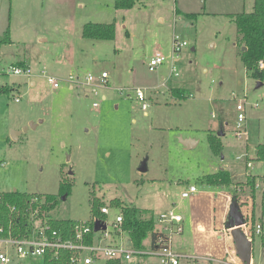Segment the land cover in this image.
I'll list each match as a JSON object with an SVG mask.
<instances>
[{
	"label": "rangeland",
	"instance_id": "374dc122",
	"mask_svg": "<svg viewBox=\"0 0 264 264\" xmlns=\"http://www.w3.org/2000/svg\"><path fill=\"white\" fill-rule=\"evenodd\" d=\"M253 6L254 0H135L130 8H117L116 0H0V193L17 190L41 200L53 195L56 206L45 217L76 221L92 219L96 199L110 205L105 218L111 238L119 212L114 199L156 221L174 209L185 216L184 232L173 235L171 247L188 257L184 264H196L194 258L244 264L225 228L237 197L248 216L243 231L254 238L252 264H264V154L258 153L264 146V80L248 73L232 18ZM89 22H115V39L83 37ZM175 37L187 42L173 61L178 75L171 74ZM156 54L166 61L152 71ZM21 62L30 67L29 76L10 73ZM43 71L61 86L54 88ZM102 71L109 72V83L97 94L88 84L68 82L71 75L85 80ZM136 89L144 91L147 109ZM240 103L248 133L243 139L235 132ZM14 130H22L18 138ZM210 134L220 143L217 152ZM180 136L198 144L185 148ZM144 160L147 171L141 172ZM221 168L231 172L232 185L202 180ZM62 183L69 193L61 191ZM190 185L198 192L183 198ZM259 204L260 220L253 225ZM258 222L261 234L254 230ZM144 243L122 264H158L150 238ZM106 261L99 257L96 264Z\"/></svg>",
	"mask_w": 264,
	"mask_h": 264
},
{
	"label": "built area",
	"instance_id": "2783aa9c",
	"mask_svg": "<svg viewBox=\"0 0 264 264\" xmlns=\"http://www.w3.org/2000/svg\"><path fill=\"white\" fill-rule=\"evenodd\" d=\"M186 46V41H181L178 37L174 38L172 46L173 54L171 58V74L175 73L178 75V72H175L176 66L173 61L179 56L183 48ZM165 61V57L160 54H156L150 59V70L155 71ZM259 66L264 67V62L260 61ZM9 71L10 73L17 75L26 74L29 76L31 74L30 67L28 66H13ZM42 74L54 88L61 86L60 80L56 77L46 74L45 71H43ZM109 76L108 71H102L99 74H88L85 77V80L81 79L79 76L74 77L71 75L68 82L71 83L72 87H81L88 84L93 88L92 92L97 94L98 86L108 85ZM95 80H98V82L95 83ZM135 96L138 100L142 101L143 109H147L149 107V104L145 102L146 96L143 90L136 89ZM16 100L18 101L19 98H16ZM236 109L239 113L238 124L235 132L239 139H243L248 136L246 126L244 125V105L240 103L237 105ZM242 157L244 156H239L238 159H241ZM246 166L247 168L252 167V162L247 160ZM256 187L259 188L260 184L257 183ZM197 192L198 188L196 185H190L182 192V197L187 198ZM43 202L44 200H41L40 197H31L27 201V205L23 210V216L27 217V224L22 231L18 226L19 222L17 219L20 214L19 208L15 205L9 206L8 220L6 222L0 221V263L12 264L17 259L32 258H41L45 261L46 258H49V260H55L59 264H96V260L99 257H104L106 260H122V258L129 260L135 253L136 250L132 247V243L131 245L129 244L131 241L128 242L126 240L125 246H118L107 242V240L111 238V232L108 229L107 219L103 220V222L106 223L107 228L105 230L98 231L97 234L101 233V236L96 237V234L95 238L91 242L88 241V237L96 231L94 230L95 222L90 220H77L74 223L71 236H65L63 231L55 229L52 226L50 219L45 217L44 213H41L40 204ZM100 212L104 215L109 214L110 205L102 204L100 206ZM184 219L185 216L176 212L174 209L164 211L159 215L155 228L158 235L154 243V248H152L150 252L151 255H155L159 259L158 264H184L183 261L188 260V257L174 253L171 247L173 235L182 234L184 232ZM247 221L248 216H245V224H248ZM253 222L254 225L255 221ZM123 223V211L119 208V212L112 225L115 231V236H121L126 232L124 230ZM254 230L255 233L261 234L263 230L262 224L258 222L254 227ZM251 238L252 237H250V239ZM199 259L210 263H223L222 261H215L210 258H194L196 264H202L197 262ZM188 262L189 261H187L186 264H189Z\"/></svg>",
	"mask_w": 264,
	"mask_h": 264
},
{
	"label": "trees",
	"instance_id": "16d2710c",
	"mask_svg": "<svg viewBox=\"0 0 264 264\" xmlns=\"http://www.w3.org/2000/svg\"><path fill=\"white\" fill-rule=\"evenodd\" d=\"M135 5V0H116L117 8H130ZM178 13V11H177ZM190 17H196V14H187ZM236 23L239 33L241 34L242 50L240 56L244 62L248 73L257 79L264 80V67L259 66L260 61L264 62V0H254V8L250 12H242L232 15ZM83 37L90 39H115L116 24L112 23H93L89 22L84 25ZM247 49L244 50L243 47ZM23 62L20 66H24ZM6 90L5 87L1 91ZM173 94H178L179 97H185L184 91L181 89H173ZM211 147L214 152L220 148V143L217 141V136L210 134L209 137ZM258 153L264 154V146L258 147ZM202 180L212 186L227 187L232 185V174L230 171L221 168L216 172L206 174ZM253 184V182L251 183ZM255 184V183H254ZM61 191L69 193V188L65 184H61ZM67 193V194H68ZM0 221L6 222L9 216V206L15 205L19 208L20 214L18 219V226L25 228L27 224V217L23 216V210L27 205V201L31 198L30 194L20 191H9L0 193ZM103 204L94 199L92 205V219L104 220L105 215L100 212V206ZM113 207L122 209L124 216L123 227L129 234L132 247L135 250H142L145 248V240L149 237L151 239V246L154 248V243L157 238L156 220L154 217L144 218L140 215V210L136 205L124 204L120 199L111 201ZM41 213L49 216V212L56 206L55 197L53 195H46L43 203L40 204ZM262 215H264V204L262 205ZM50 222L55 229L63 231L65 236L69 237L72 234V229L76 220L72 219H54L50 218ZM98 232H93L89 235L88 241H93ZM262 244L264 245V236H262ZM45 264H59L55 260L46 258ZM106 264H122L121 260H107ZM213 264V263H210Z\"/></svg>",
	"mask_w": 264,
	"mask_h": 264
},
{
	"label": "water",
	"instance_id": "95a60500",
	"mask_svg": "<svg viewBox=\"0 0 264 264\" xmlns=\"http://www.w3.org/2000/svg\"><path fill=\"white\" fill-rule=\"evenodd\" d=\"M244 50L247 49L246 46L243 47ZM32 126H36V124L31 123ZM23 130H27V127H24ZM22 132V130H14L13 136L14 138H18V135ZM181 143L185 148H192L196 141L192 139H186L180 137ZM141 172L147 171V162L144 160L139 168ZM16 191V190H15ZM245 224V216L241 210L240 205L238 204L237 197L232 199L230 210L228 214V218L225 224V228L230 230V233L233 237L236 253L239 258L242 260L244 264H252V255H253V243L250 237L243 231L242 226ZM107 225L102 220H95L94 230L96 232L105 230ZM131 245V242H129Z\"/></svg>",
	"mask_w": 264,
	"mask_h": 264
},
{
	"label": "crops",
	"instance_id": "0c3cea01",
	"mask_svg": "<svg viewBox=\"0 0 264 264\" xmlns=\"http://www.w3.org/2000/svg\"><path fill=\"white\" fill-rule=\"evenodd\" d=\"M253 8H254V6H253ZM253 10V9H252ZM251 10V11H252ZM108 83H109V78H108ZM32 84H35V81H32ZM103 98H105V96H103ZM180 137H182V138H185V137H183V136H180ZM186 139H192V140H194V141H196L195 142V144H194V146H196L197 144H198V140L196 139V138H194V137H186ZM262 163L260 162L258 165L260 166ZM256 219H258V220H260V204H259V210H258V212L257 213H255L254 212V215H253V220L255 221ZM227 230V229H226ZM229 233H230V230H227ZM231 234V233H230ZM129 235V234H128ZM101 236V233H99V234H97V236L96 237H100ZM122 240L123 241H125V240H127L128 242L130 241V237L128 236L126 239H125V237H124V234H122L121 236H115V237H113V238H109L108 240H107V242L108 243H111V244H114V243H116L117 241L120 243V242H122ZM251 240H252V243L254 242V238H251ZM150 247H151V249L153 248L152 246H151V239H150ZM252 258H253V255H252ZM33 259V258H32ZM43 260V259H42ZM43 262H44V264H45V261L43 260ZM107 262V261H106ZM106 264V263H105Z\"/></svg>",
	"mask_w": 264,
	"mask_h": 264
}]
</instances>
